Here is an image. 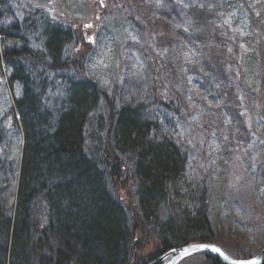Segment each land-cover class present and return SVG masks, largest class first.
<instances>
[{"label": "trees", "instance_id": "1", "mask_svg": "<svg viewBox=\"0 0 264 264\" xmlns=\"http://www.w3.org/2000/svg\"><path fill=\"white\" fill-rule=\"evenodd\" d=\"M198 8L195 6L189 14L196 13ZM211 14L219 19L217 11ZM152 19L166 20L155 13ZM200 24L206 25V21L202 19ZM35 30L38 41L25 32V36L22 32L19 38L11 37L0 27L3 36L0 75L6 70L11 75L8 83L12 91L21 87L27 94L24 102L16 103V97L10 101V107L14 106L4 113L13 124L11 132L8 123L2 124L0 120L2 150L3 139L8 141L20 134L22 141L16 168L18 178L14 184L5 181V187L1 188L4 191L11 185V203L7 205V201L0 206V264H131L139 258L136 257L139 249L147 245L156 248L146 256L147 260H153L173 248L188 245L195 237L194 240L208 241L212 230L206 218L208 195L203 186L188 189L184 184L192 146L188 142L184 147L174 140L177 124L184 120L175 115L177 111L165 115L166 111L180 106L177 104L183 106L184 96L189 92L172 88L171 78L181 59L172 56L170 61L168 54H160L156 69L151 66L149 72L154 74L157 70L156 76H161L159 91L163 89L162 92H157L158 82L153 81L148 91L139 94L142 101L137 107L126 105L119 110L114 106L117 93L108 97L97 82L61 73L72 68V47L76 44L73 27L46 19ZM224 34L228 38L223 56L222 51L215 58L210 54L203 56L207 63L203 75L214 68L209 74L214 77L208 78L210 82L215 80L216 88L211 84L204 88L196 85L197 104L186 107L188 100L184 105L188 113L202 119L206 106L214 107L217 103L220 108L218 112L215 110V119L221 120L222 111L225 121L216 129H222L223 134L227 127L244 123L237 92L247 96L257 92L240 79L241 75L245 76L243 56L232 47L236 42L231 33L226 30ZM19 40L22 42L17 43ZM235 50L239 61L236 66L231 63L232 58H237ZM259 50L262 51L261 45ZM228 52L233 55L227 56ZM260 52L257 57H262ZM27 56L29 60H21ZM182 66L185 72L190 71L191 78L198 79L193 63L183 60ZM198 71L203 73L202 68ZM62 78L64 85L56 90L52 83L57 79L62 83ZM45 90L47 95L43 93ZM192 99L190 102H194ZM90 121L97 124H92V131L88 132L92 141L87 143L86 128ZM110 122H115L118 129L116 125L108 129ZM103 133L108 134L107 142L101 137ZM237 136L243 138L241 133ZM259 144L255 149H260ZM122 163L128 175L135 178L129 177L135 184L137 214L135 208L118 198L117 180L127 177ZM5 167L3 162L1 168ZM183 192L185 199L196 206L193 212L174 213L173 198H180ZM209 263L219 264L211 259Z\"/></svg>", "mask_w": 264, "mask_h": 264}, {"label": "rangeland", "instance_id": "2", "mask_svg": "<svg viewBox=\"0 0 264 264\" xmlns=\"http://www.w3.org/2000/svg\"><path fill=\"white\" fill-rule=\"evenodd\" d=\"M122 2L123 0H0V27L2 26L11 37L19 38L21 37L19 34L23 32L22 35L25 36L26 33L32 40L37 37L35 29L38 23L46 19L73 27L76 44L72 47L73 58L70 61L72 68H66L61 73L72 78L82 77L97 82L108 97L114 92L117 93L114 106L119 110L126 105L136 106L140 103L142 100L138 97L139 94L144 90L148 91L153 81L158 82L156 89L159 91L161 76H156L157 70L150 74L149 68L154 66L153 69H156L160 54H168L170 61L172 56L182 60H179L176 65L179 68L172 75V88L175 91L182 89L189 91L186 96L183 95L184 101L189 100L186 107L197 104L196 85L200 88L206 87V84L215 87V80L210 82L208 78L214 77L209 75L214 72V68L208 71L209 76L203 75L206 72L204 66L207 64L203 56L210 54L215 58L221 51L220 55L223 56V51L227 47L228 37L224 34L227 29L236 42V45L232 43V47L237 49L238 55L243 56L241 61L245 76L241 75L242 82L250 84L254 89H258L264 83V75L260 76V73H264V42L251 34L247 25L245 26L246 21L252 19L251 16L264 24V0H124L121 4ZM195 6L199 7L198 11L190 15ZM211 9L219 13L220 21L217 19L218 16L211 14L213 11ZM204 11L207 13L202 17L200 12ZM154 13L171 23L152 19ZM198 16L206 21V25L196 23ZM100 21L102 22L99 27ZM238 33L244 36L240 37ZM188 40L189 43L186 44ZM260 45L261 52L256 49L260 48ZM235 52L236 50L234 51L236 58ZM259 52L262 57L256 56ZM232 55L227 53L229 57ZM183 60L194 64L193 72L198 75L197 82L194 77L191 78L190 71L185 72L182 69ZM1 62L0 60L2 66ZM238 62V57L231 60L234 66L239 65ZM199 68H202L203 73L198 71ZM63 79L62 83L58 79L52 83L56 85V90L63 87ZM6 80L8 78L0 83V118L6 110L13 107L9 105L12 90L9 89ZM213 91L212 88L210 92ZM43 93L46 94V90ZM260 93V100L263 103L260 114L264 118V90ZM211 96L213 99L216 98V94ZM190 98L194 102H190ZM184 105L175 108L178 112L175 115L184 122L177 124L179 131L176 130L174 140L181 146L186 147L189 143L192 146L190 156L188 154L184 184L188 185V189L191 187L199 189L203 186L206 196L208 195L206 218L212 228L208 241H214L224 253L237 256L239 259L247 258V255L253 257L261 252L264 245V174L254 168V159L250 152L258 147V139L255 137L251 140L249 129L248 134L239 140H236L238 138L236 134H232L236 130L233 127H227L224 134L222 129L217 130L219 123L224 121L222 111L221 120L215 119L217 118L215 113L220 108L217 103L208 112L206 110L208 105L206 106L204 109L206 115L200 121L199 118H194V113H188L189 109ZM157 110L162 114L159 108ZM262 121L259 118L257 122L255 120L256 123L253 122L254 125L252 124L257 128L255 133L260 139H264V120ZM16 135L7 141L9 146L6 149L4 146L3 150L0 148V156L6 160L7 165L3 172L12 171L11 169H16L19 164L22 141L20 134ZM248 141L253 145L245 143ZM255 150L253 153L256 154ZM259 153L262 156L254 161L261 162L264 170V144L260 147ZM206 171L212 174L205 177L204 183L210 176L213 182L202 184L201 180ZM3 172L0 176V206L5 202L7 204V201H9L7 205L11 203V185L7 190L1 191V188L5 187L4 181L8 185L13 183V180L9 183L10 172L6 175H3ZM117 182V192L128 206L127 200L132 202L130 194L134 189V181L123 177L122 181ZM185 196L186 193L183 192L180 198H173L174 213L178 210L184 214L193 212V206L196 204L189 203ZM134 211V214L138 213L136 209ZM139 250L140 254L139 252L136 254L139 258L131 260V264H145L149 261L147 254L156 248L154 245H147L146 248L141 247ZM246 252L247 254H244ZM202 263L205 264L196 256L181 264Z\"/></svg>", "mask_w": 264, "mask_h": 264}, {"label": "bare ground", "instance_id": "3", "mask_svg": "<svg viewBox=\"0 0 264 264\" xmlns=\"http://www.w3.org/2000/svg\"><path fill=\"white\" fill-rule=\"evenodd\" d=\"M207 12H202L200 15L203 17L205 14H206ZM202 17H200V16H198L197 17V19H196V23L197 24H199L200 25V21L202 20ZM251 18L252 19H250L249 21H246V23H245V26L249 29V31L251 32V34H254V35H256L257 37H258V39L259 40H261V41H263L264 42V37H263V33H264V24H261L258 20H257V18H253L252 16H251ZM219 20V19H218ZM215 21L216 22H218L217 21V19H215ZM220 21V20H219ZM259 22V23H258ZM253 27V28H252ZM200 30H202V28L200 27ZM228 30V29H227ZM229 31V30H228ZM0 34H1V31H0ZM239 34V36L240 37H242V36H244V34H240V33H238ZM2 35V34H1ZM20 42H22V40H19L17 43H20ZM257 50H259V47H257L256 48ZM25 59H27V60H29L28 59V56L27 57H24V58H22L21 60L22 61H24ZM3 68H5V67H3ZM3 74H4V76L1 74L0 75V83H1V81L2 80H4V79H7V78H9V77H11V75H9L8 74V72L6 71V70H3ZM13 90H15V97H16V99H15V101H16V103H19V102H24V100L26 99V96H27V94L22 90V88L21 87H17V88H14ZM12 103V102H11ZM12 105H13V103H12ZM14 106V105H13ZM181 106V105H180ZM258 106H257V102L256 101H249V102H242L241 104H240V113H242L243 115L246 113V111L247 110H255L256 108H257ZM208 108L209 109H211V108H213V106H212V104H208ZM175 109V108H174ZM174 109H170V110H168V111H166L165 112V115L166 114H173L174 112H176V109L174 110ZM261 118L262 119H264L263 118V116H261ZM0 120H1V123L2 124H6V123H8V126H10V127H12L13 126V124H12V122H9V117H8V115H2L1 116V118H0ZM95 119H93V121H94ZM92 124L93 125H95V124H97V122H93L92 123V121H90L89 122V125H88V127L86 128L87 130H86V132H87V137H86V141H87V143L88 142H91L92 141V139H91V137L88 135V132H90V131H92ZM113 125H116V129H118V126H117V124H115V122H110L109 124H108V126H107V128L108 129H112L113 128ZM237 125V124H236ZM236 125H232V126H230V128H235L236 130L235 131H233L232 132V134H236V133H239V132H244V131H246L247 129H249V124H244L242 121L241 122H239L238 123V126H236ZM10 137H12V136H10ZM101 137H102V139L103 140H105L106 142H107V140H108V134H106V133H103L102 135H101ZM108 137V138H107ZM10 139V138H9ZM8 139V140H9ZM5 140H7V139H3V146L5 147V149L9 146V144L7 143V141H5ZM110 142L112 143L113 142V139L111 138L110 139ZM254 151H252L251 152V156H252V158L254 159V160H257L258 158H259V156L261 157L262 156V154L261 153H259L260 151H255L256 152V154L255 153H253ZM7 156V155H6ZM5 156V157H6ZM115 158H116V154H113V156H112V159L113 160H115ZM253 160V162H254V168L256 167V169H257V171L259 172V173H263V165H262V163L261 162H259V161H254ZM3 162H6V160L3 158V157H1L0 156V176H1V173L3 172V168H1V165H3ZM121 165H123V167H124V172L123 173H126V176L128 177V179H130L131 180V182H133L134 180H135V178H134V175H128L129 174V172H128V170H126V166L122 163ZM209 169H211V167H209ZM12 171H6V170H4V172H3V175H6V174H8V172H10V176L8 177V179L9 180H13V182H16V180H17V178H18V174H17V172H18V169H11ZM212 173L211 172H209V171H206L205 173H204V177H203V179L201 180V182H203L204 183V179H205V177H207L208 175H211ZM129 177H131V178H133L134 180H132L131 178H129ZM206 182V184H208V183H211V182H213V178H212V176H210L209 178H207L206 180H205ZM5 182V181H4ZM204 183V184H205ZM118 194V193H117ZM130 196H131V198H130V200L132 201V202H130V201H128L127 200V203H128V205H131L130 206V208H135L136 209V205H138V201H136L137 199H136V197H135V193H134V190H133V192H131V194H130ZM122 198L121 197V195L119 194L118 195V198ZM230 198H232V197H230ZM122 200H123V198H122ZM201 241L200 240H194V241H192L191 243H189L188 244V246H195V245H202L203 243H200ZM185 246V245H184ZM184 246H182V247H179V248H175V250H177L178 251V249H182V248H184ZM222 249V248H221ZM178 256H180V253H176V256H174V257H178ZM231 259H234V260H236V261H247L248 259L247 258H249V256L247 255L246 257L247 258H245V257H242V259H239V257H235V256H233V255H231V254H229L228 255ZM137 257V256H136ZM184 257H185V259L187 260L188 258H189V256L188 257H186V255H184ZM161 257L159 256V257H157V258H155V259H153V260H149L148 262H146L145 264H152V263H154V262H156V261H158L159 259H160ZM198 258H201L202 259V261L204 262V260H209V259H211V258H207V257H201V256H198ZM184 258H183V260H181L180 262H178L177 264H181V262L182 261H184L185 260ZM174 260H175V258H174ZM173 260L171 259V258H168L167 260H165V262L166 263H168V264H170V262H172ZM174 262V261H173ZM160 264H164L163 262H161ZM203 264V263H202ZM207 264V263H206Z\"/></svg>", "mask_w": 264, "mask_h": 264}, {"label": "water", "instance_id": "4", "mask_svg": "<svg viewBox=\"0 0 264 264\" xmlns=\"http://www.w3.org/2000/svg\"><path fill=\"white\" fill-rule=\"evenodd\" d=\"M203 246H208L206 248H203V249H198L196 246H201V245H195V246H187V247H184L182 249H178L177 250H172L171 252L167 253L166 255H164L163 257H161L158 261L152 263V264H160L161 262L167 260L168 258L171 257V259L174 261L170 262V264H177L178 262H180L181 260H183V258L185 259L184 255H186V257H191V256H194L198 253H205L206 255L212 257V258H215L217 260H219V262L221 264H233V262H240V261H236L234 259H231L227 254H225L222 249L221 252H223L224 256H227V259L224 258V256H221L219 253L215 252V251H212L211 249L213 247L215 248H218L214 245H208V244H202ZM176 253H180V256L178 257H174L173 255L176 256ZM175 258V260H174ZM252 260H255L257 262V264H264V249L262 250V252L254 259ZM246 262V261H245ZM168 264V263H166Z\"/></svg>", "mask_w": 264, "mask_h": 264}, {"label": "snow or ice", "instance_id": "5", "mask_svg": "<svg viewBox=\"0 0 264 264\" xmlns=\"http://www.w3.org/2000/svg\"><path fill=\"white\" fill-rule=\"evenodd\" d=\"M196 247L198 249H203V248H206L208 246L201 245V246H196ZM211 250L219 253L221 256H224L223 252H221V250L219 248L213 247ZM224 258L227 259V256H224ZM233 264H257V262L255 260H249V261H246V262L245 261H240V262H235L234 261Z\"/></svg>", "mask_w": 264, "mask_h": 264}]
</instances>
